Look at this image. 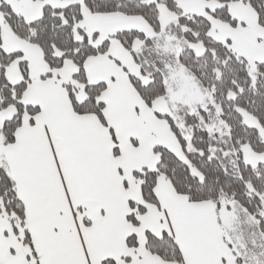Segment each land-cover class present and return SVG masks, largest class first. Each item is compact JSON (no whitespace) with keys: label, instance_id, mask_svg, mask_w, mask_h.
<instances>
[{"label":"snow or ice","instance_id":"snow-or-ice-1","mask_svg":"<svg viewBox=\"0 0 264 264\" xmlns=\"http://www.w3.org/2000/svg\"><path fill=\"white\" fill-rule=\"evenodd\" d=\"M0 264H264V0H0Z\"/></svg>","mask_w":264,"mask_h":264}]
</instances>
